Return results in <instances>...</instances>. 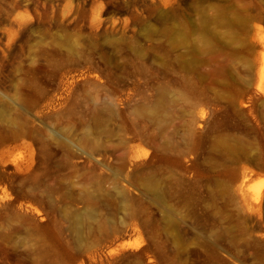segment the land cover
<instances>
[{
	"label": "rangeland",
	"instance_id": "374dc122",
	"mask_svg": "<svg viewBox=\"0 0 264 264\" xmlns=\"http://www.w3.org/2000/svg\"><path fill=\"white\" fill-rule=\"evenodd\" d=\"M0 264H264V0H0Z\"/></svg>",
	"mask_w": 264,
	"mask_h": 264
}]
</instances>
